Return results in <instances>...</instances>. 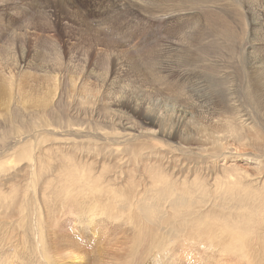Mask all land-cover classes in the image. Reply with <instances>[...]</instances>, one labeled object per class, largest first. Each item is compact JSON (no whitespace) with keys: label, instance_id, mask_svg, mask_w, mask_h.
I'll return each instance as SVG.
<instances>
[{"label":"rangeland","instance_id":"1","mask_svg":"<svg viewBox=\"0 0 264 264\" xmlns=\"http://www.w3.org/2000/svg\"><path fill=\"white\" fill-rule=\"evenodd\" d=\"M17 4V13L9 6L1 11L18 21L17 37H6L0 46L4 52L9 46L17 48L24 61L16 70L0 60V73L7 78L8 90L17 95L20 111L37 114V121L49 127H39L33 142L41 148L33 147L24 157L17 148L0 150V264H133L138 228L128 221L132 215L120 212L110 196L114 192L148 196L146 208L158 209L168 204L164 198L153 200L159 197L156 186L164 187L162 176L177 181L178 192L183 184L192 188L194 177L199 178L202 189L196 192L202 191L209 204H200L202 212L219 203L210 194L231 201L230 213L239 208L252 212L257 200L253 192H264V36L257 34L262 19L258 5L264 7V0H18ZM60 90L64 99L58 104ZM53 92L56 97L45 109L31 107ZM173 109L191 113L180 131L169 122ZM13 110L0 109V122L6 124L0 125V135L18 122L35 121ZM146 112L149 117L159 115L155 119L162 123V135L122 144L129 132L120 124L133 120L146 125ZM242 115L252 121L249 126L241 123ZM172 130L179 132L175 139L167 136ZM162 143L167 146L164 156L149 149ZM225 152L228 157L213 158ZM66 169H74L79 181L87 176L102 194L66 195ZM205 172H211L209 180ZM229 174L250 186L251 192H225L224 184L213 183L212 178L227 179ZM135 181L141 182L140 188ZM249 197L252 203L242 206ZM75 198L93 208L88 225L66 213L54 220L53 214L65 204L61 202ZM210 219L217 224L211 232L213 244H228L231 235L220 233L211 217L197 229L183 230L169 222L162 226L168 240L174 238L176 257L199 264H264V225L246 244L245 254L235 251L228 257L227 251L202 246L211 245L205 230ZM34 226L55 247L51 244V249L47 241L46 256L38 254L42 245L36 239L41 236H34ZM56 230L62 237H84L86 244L81 249L57 248L52 239ZM187 234L192 237L186 239ZM201 238L205 239L198 243ZM228 246L232 248L231 242ZM88 255L95 260H85Z\"/></svg>","mask_w":264,"mask_h":264},{"label":"bare ground","instance_id":"2","mask_svg":"<svg viewBox=\"0 0 264 264\" xmlns=\"http://www.w3.org/2000/svg\"><path fill=\"white\" fill-rule=\"evenodd\" d=\"M17 1L18 0H0V44L3 43V40L6 37H12V38L17 37V31L19 30L18 21L16 19L13 20L11 17H9L10 15L5 14L3 16L1 12L3 11L4 6H9V7H13V10H14L13 13L15 12L17 13L19 10ZM258 7L261 10L260 16L262 14V19L260 18V21H259L260 28H258L257 34L263 37L264 36V7L262 5H258ZM28 30L30 31V28H28ZM25 33L28 34V31H25ZM0 60H2L6 65L13 67L14 69L17 70L21 68L22 63L24 61V56L19 54V51L17 48H13L9 46V48L7 49V52H4L3 48L0 46ZM6 82H7V78L2 73H0V109L2 110V108H4V110L8 112H11L13 109H15L13 111H16V115H19V117H25L28 114V116L30 115L31 117H33L35 121L29 125L18 122V124L16 123L17 125L14 127L12 126L13 128H11L10 130L4 129L3 130L4 133L0 135V150H3L5 148L6 149L17 148L18 150H15V151L19 152L18 153L19 156L24 157L28 151L33 150V147L41 148L37 143H34L33 141L36 138V133L40 131L39 127L40 126L49 127V125L39 123V121H37L36 119L37 114H32L30 112H27L26 114L22 113L16 105L17 95L13 93L12 90L11 91L8 90V85ZM244 82L247 83L248 79H245ZM245 90L247 91L246 87H245ZM32 91H35V90H32ZM55 97L56 95L54 92L50 93L47 99H44L42 102L34 101L31 107L43 106L45 109L46 106H48L47 103H52ZM57 98L59 99L58 104L64 99V94L61 92V90L58 92ZM123 105L124 103L120 102L119 108L122 109ZM149 115L151 114L146 112V116H148L146 120L149 121V122H146V125H143V124L139 125L137 123H134L133 120H128L126 123L120 124V126H122L125 131L129 132L127 134H124L123 139H122L123 141L121 142L122 144H125L128 141L131 142L132 140L136 141L138 139H141L142 137H148L150 139H155L154 136L162 135V132H161L162 123L156 121L155 119L158 114L157 113L152 114L153 118L149 117ZM170 115L171 116L169 118V122H170L171 128L173 129L175 128V130H179V128H181L183 124L186 123L187 117L191 116V113L184 112L183 110L173 109ZM44 116L45 117L49 116L47 113V110H44ZM2 118H5V116ZM240 118H241V123L245 126H249L250 123L252 122V121L250 122V119L247 118L245 115L240 116ZM4 124L5 122L3 121L0 122V125H4ZM174 132L175 131L172 130L171 132L172 134L167 135L168 138L175 139L179 132L177 133H174ZM165 148H167V146L162 143L161 147L158 144H154V146H152V148H149V149H155V150L157 149L156 151L159 150V152L155 154L159 156H164ZM15 154L17 155L16 152ZM225 156L228 157L226 152L222 154L214 155L213 158L219 159L220 157H225ZM29 157H30L29 160H33V162L34 161L37 162V160H35L34 158L32 159L33 156L31 157L29 155ZM167 159L171 160L172 158H167ZM141 160L143 159L141 158ZM29 162H32V161H29ZM0 168H1V165H0ZM64 173L68 176L67 184L64 186V192L66 193V195H69L75 192L76 195L86 196L87 192H89L91 195L97 194L96 196L99 197L102 194L99 186L96 185L93 181L89 180L87 176H82L81 181H79L80 177L78 176V173H75L74 169H66ZM205 173L208 174L207 179L209 180L211 178L210 177L211 172L209 173L205 172ZM212 180H213V183H215V185L217 186L218 184H224L225 192H229V191H238V192L250 191L251 192L252 190L249 188L250 186L248 187V185H247L248 188L244 187L242 180H240L238 177L235 178V174H229L227 179H224L223 177L222 178L217 177L215 179L212 178ZM160 182L162 183L164 187L161 188L160 186H156V192H158V195L161 198L159 197L153 198L154 203L157 200L161 201L162 198H164L165 200L168 201V204H165L164 206L158 209H155V210L146 208V202L150 200L148 196L144 198V196L142 195H141L142 197H139L136 195L134 196L130 194H124L121 192H114V194L110 196V200L113 201L117 205L120 212L122 213L126 212V215L127 213L132 215L131 219L128 221H130L129 223L131 225L136 226L134 228H138L136 232V236L134 238V242H133L135 244V245L133 244L135 248H134V251L132 252L134 257L136 255L138 256H136L137 259L133 260L132 262L133 264H141V263L142 264H199L196 262H187L184 260V258L176 257V248H172L173 246L171 245L172 243H174V238L171 235L172 239L168 240L165 233L161 230L162 226L165 225L167 222L171 224H175V225L179 224L182 226L183 230L186 227L189 228L190 226L192 228L197 229L199 227H203L204 224L207 223L206 217L214 218L220 226L216 229L220 230L221 231L220 233H223L224 235L226 234L231 235V237H228V238L231 242L232 248L228 246L230 242L228 244H225L224 241H220L221 245L213 244L215 242V239H214V234H212L211 232L215 233L214 226L217 225L216 223H213L214 222L213 219H210L209 221L210 222V224H208L209 228L207 229L205 228V230H208L210 233L209 234L210 236L208 237V242H210L211 245L204 246L205 244H202V246L204 248L207 247L212 250H217L219 248L220 250H217V252L221 251L222 253H224L225 251H227L228 257L234 254L235 251L238 252L239 256H242L243 254H245L247 252L245 250L246 244L249 242L251 238H253L254 236H257L256 235L257 230L261 226L264 225V215L261 214V212L264 213V197H263L264 192L263 190H258V192L252 191L253 193H255L253 194L254 197L257 198L255 206L252 208V212H246V211L241 210V208H239V210L235 211L234 213H230L229 209H231L232 207L230 206L229 208V204L231 203V201H229L224 196L219 197L214 194H210V197L214 198L215 202H219V203L212 204L210 208L206 207L210 212L209 211L202 212V207L200 204H204L206 206H209V204L207 203L208 200L206 199L204 193L201 196L202 191L196 192V188L202 189V183L199 178H197L196 176L194 177L192 188H190V186L186 184H183L182 186L183 191L181 189L180 192H178L177 184H175L177 183V181L173 182L172 180L162 176L160 178ZM134 185L137 188H140L141 182H136ZM84 198L85 197H83V199ZM241 199H243V197ZM61 203H65V204H62L59 210L53 214L54 220L55 218L58 219L59 216H62L64 213H66V214L74 215L76 222L80 224L88 225L86 223V221H88L89 219L88 213L92 212L93 210L91 205H88L85 201L78 202L76 198L74 201L61 202ZM251 203L252 201L249 197L248 201L241 203V205L243 206V205L251 204ZM142 205L144 206L143 207L144 209H139V208H142ZM66 207L69 208V210H66ZM194 208L198 209L199 211H194ZM62 209H64L63 212H62ZM213 210H215L216 212H214ZM193 213L195 214L194 218L192 221H190L189 217H191ZM66 214H64L63 216H66ZM260 215H261V218L257 219V217ZM127 217L129 216L127 215ZM116 218L118 217L116 216ZM25 221L22 220L21 223L24 225L26 223ZM128 221H126V223ZM36 227L37 226L33 227V234L37 238L41 236V233L37 232V230L36 231L34 230ZM43 228L44 227H42V229ZM52 236H53L52 239L54 240V244L57 245V248H60L59 246H63V247L68 246V248L81 249L86 244V239L84 237H79V236L77 237L73 235H67L66 237H62V235L57 234V230L54 232V234H52ZM191 237H192L191 235L187 234L185 238L189 239ZM177 239L179 240L180 237H178ZM204 239L205 238H201L198 241V243L200 241H203ZM36 240L39 245H42V250L39 253L38 252L36 253H38L39 255L44 254L46 256V250L48 248L47 244L49 243V247H51V244H52L51 240L48 241L47 239L48 241L47 243L45 236H41ZM234 247H239V249H236ZM53 249H55V247ZM172 251H175V252H172ZM18 254H19V251H18ZM89 255H88V258L86 257V259L85 258L84 259L89 262H93L95 258L90 257ZM205 256L207 258V255ZM175 260H179V262H175ZM81 262H84V261L81 260ZM247 264H250V263L247 262Z\"/></svg>","mask_w":264,"mask_h":264}]
</instances>
